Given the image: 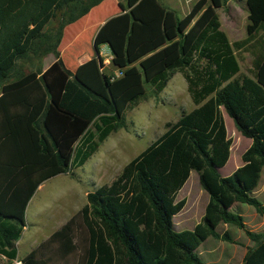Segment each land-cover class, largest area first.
Instances as JSON below:
<instances>
[{
    "label": "trees",
    "instance_id": "1",
    "mask_svg": "<svg viewBox=\"0 0 264 264\" xmlns=\"http://www.w3.org/2000/svg\"><path fill=\"white\" fill-rule=\"evenodd\" d=\"M102 1L0 0V105L17 96L5 105L30 110L31 122L37 118V178L0 195V257L16 259L14 244L36 187L82 166L109 134L126 127L124 113L144 97L145 86L157 96L177 72L193 109L166 123L160 136L108 184L87 193L73 216L17 262L54 264L71 257L74 264H204L197 248L208 237L231 242L228 233H217L219 224L235 226L253 243L244 261L264 243V231L250 232L232 211L244 204L264 216V205L252 195L264 167V0H233L243 3L246 25L245 37L231 44L215 12L229 0H196L180 18L158 0L117 2L119 13L92 38V57L71 72L57 52L62 28ZM58 12V26L46 31ZM101 45L110 54L109 70ZM241 51L250 56L247 74L239 71L235 53ZM47 54L54 61L45 70L14 75L18 60ZM220 107L249 140L241 165L225 177L218 169L234 147ZM19 166L0 164V173L24 171L26 165ZM191 171L208 200L201 222L177 231L172 218L184 200L176 195Z\"/></svg>",
    "mask_w": 264,
    "mask_h": 264
},
{
    "label": "rangeland",
    "instance_id": "2",
    "mask_svg": "<svg viewBox=\"0 0 264 264\" xmlns=\"http://www.w3.org/2000/svg\"><path fill=\"white\" fill-rule=\"evenodd\" d=\"M115 1L123 2V0H104L101 6L93 10L88 29L80 27L78 24L80 22L77 21L62 28L57 51L62 54L61 60L67 69L72 68L76 52L83 55L93 53L90 37L93 27L114 10L118 11L114 5ZM158 1L166 6L164 0ZM192 3L191 1L190 5L176 7L174 9L176 16L182 17V8H187ZM215 12L219 21V29L225 34L230 44L245 37L246 11L243 3H236L231 0L221 8L216 9ZM61 14L62 12L55 14L46 31L52 32L56 29ZM84 28L85 30H83ZM103 47L106 49V46ZM235 54L239 71L247 74V70L250 68V56L242 51ZM49 55L51 54L46 55L48 58L45 59L46 56H44L40 60L32 55L18 60L14 67V75L33 71L38 67L41 69V65L46 64L51 59ZM35 61H37V67H35ZM145 87L147 90L144 97L125 111L124 121L126 127L124 129L109 134L99 145L97 151L82 166L45 181L42 188L31 197L24 211V231L14 244L16 259L8 262L0 257V264H18V259L24 257L52 232L56 231L85 204L87 193L108 184L126 163L160 136L165 130L166 123H173L182 112L186 113L193 109L186 92L185 82L177 72L171 75L165 87L157 96L151 95L148 87ZM219 111L224 123L226 137L230 140V147H234L231 153L229 150L231 155L229 161L219 170L220 176L225 177L241 165L240 155L248 147L249 140L236 131L232 121L221 107ZM263 179L264 167L260 172L259 186ZM180 199L184 200V206L173 217L172 221L177 230H191L201 222L204 207L208 200L206 193L198 184L195 172H190L181 191L176 195V200ZM256 199L260 203L263 202L258 194ZM235 205L232 211L244 214L245 222L250 224L249 215H256L254 209L244 204ZM226 230L228 231L226 232ZM216 231L217 233H228L236 240V245L239 247L249 241L243 232L233 225L219 224ZM233 249H235L234 246L228 242L208 237L199 245L197 251L205 264H213L215 256L220 259L221 264H226L225 253H229ZM74 262L75 259L70 257L65 262L54 264H74Z\"/></svg>",
    "mask_w": 264,
    "mask_h": 264
},
{
    "label": "crops",
    "instance_id": "3",
    "mask_svg": "<svg viewBox=\"0 0 264 264\" xmlns=\"http://www.w3.org/2000/svg\"><path fill=\"white\" fill-rule=\"evenodd\" d=\"M103 1L100 2L98 5L94 6L93 8H91L87 14H85L83 17H81L80 19L77 20V22H80V23H78L80 27H82V28L85 27L88 29V26L91 22V16H92L93 10H95L96 8L101 6L104 3ZM164 1L166 3V6H164L162 4L161 5L164 6L165 8H168V9L174 11V9H176V7H183L186 4L190 5L189 3L191 1L194 2L196 0H164ZM229 1H231V0H229ZM123 2H124V0H123ZM123 2H120V3H123ZM116 3H117V1H115V3H114L115 6H116ZM189 8H190V6H188L187 8H182L183 9V15L188 12ZM118 13H119V11L114 10V12H112L109 16L101 19L93 27L92 34L90 36L91 40H92L95 32L97 31L98 27L105 20H107L108 18H110L112 16L117 15ZM85 28L83 30H85ZM89 41H90V38H89ZM103 46H106V45H101L98 48L99 56L103 60L104 69L109 70V66H108L109 64L108 63H109L110 54H109L107 46H106V49ZM58 54H59V58L61 60L62 54L59 52H58ZM74 55H75V58H74L75 62L73 64L72 68L68 69L71 72L74 71V69L78 65L86 62L87 60H89L90 57H92V54L83 55L82 53H79V52H76ZM49 56H51V59L46 64L44 63L41 65V71L45 70L54 61V57L52 55H49ZM104 56H106V58H104ZM46 58H48V57L46 56L45 59ZM35 63H36L35 67H37V61H35ZM62 63H63V61H62ZM63 65L66 68L64 63H63ZM36 70H33V71L35 72ZM28 72H30V71H28ZM28 72H26V73H28ZM26 73H24V74H26ZM112 73L114 75L117 74L115 70L112 71ZM12 80H14V79L10 78L7 82H10ZM7 98L8 99H6L7 100L6 103L9 104V103H12L11 101L15 100L14 98H18V97L17 96L16 97L11 96V97H7ZM6 103H4V105H0V164L12 163L14 165L15 164L20 165L19 166L20 168L22 167V165H26V166H24L25 167L24 171H17V172H11V173H0V195H2L3 193L6 195L10 194L13 190V185L15 187L16 182L19 183L23 180L28 181V182H32V180L37 178V118H36V122H31L32 115L30 113V110L6 106L5 105ZM220 169H218V172ZM261 170H262V168H261ZM261 170H260V172H261ZM51 178H53V177H51ZM51 178H49V179H51ZM49 179H47V180H49ZM47 180H45V181H47ZM259 180H260V173H259L258 182H259ZM11 181H14L15 184L11 185L10 184ZM44 182H42L41 184H39L38 187H36L32 196L34 194H36L37 191H39L42 188V185ZM258 182H257L256 187L253 190L252 195L256 198V195L258 194L263 199V202L261 204L264 205V179L262 180V183L260 184V186L258 185ZM184 184H183V186H184ZM8 185H10V186L8 187ZM182 187H181V189H182ZM181 189L178 191V193L181 191ZM255 214L257 216L256 215H249L250 219H251L250 224H247L245 222L244 214H239V215L242 217L244 226L250 232H253V233H260L259 231L263 232L264 231V216H261L256 212H255ZM172 223H173V221H172ZM173 225H174V223H173ZM174 227H175V225H174ZM23 231H24V227L22 228L21 234L23 233ZM177 231H182V230H177ZM227 231L228 230H226V232ZM21 234H20V236H21ZM230 238H231L230 244H232L235 249H233L229 253H225L224 259L226 261V264H242V263H244V264H264V251H260V248L264 247V243H263L262 247L258 246L256 248H254L250 252V254L247 256V258L243 261L247 249L252 248L253 243L246 237L249 241H246L244 245L239 247L238 245H236V243H237L236 240L234 238H232L231 236H230ZM238 249H240V250H238ZM213 264H221L220 259H218V257L215 256V262H213Z\"/></svg>",
    "mask_w": 264,
    "mask_h": 264
},
{
    "label": "water",
    "instance_id": "4",
    "mask_svg": "<svg viewBox=\"0 0 264 264\" xmlns=\"http://www.w3.org/2000/svg\"><path fill=\"white\" fill-rule=\"evenodd\" d=\"M95 53V52H94Z\"/></svg>",
    "mask_w": 264,
    "mask_h": 264
}]
</instances>
